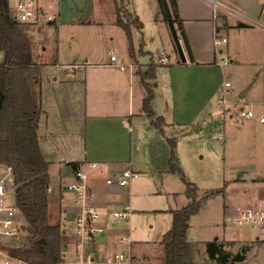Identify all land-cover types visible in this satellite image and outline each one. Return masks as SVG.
<instances>
[{"label":"rangeland","instance_id":"374dc122","mask_svg":"<svg viewBox=\"0 0 264 264\" xmlns=\"http://www.w3.org/2000/svg\"><path fill=\"white\" fill-rule=\"evenodd\" d=\"M74 1L77 4L75 13L77 14L79 10H82L83 12L79 11L77 16L84 20L109 21L113 16L114 7L118 3L126 8V21L132 22L134 19L130 11L142 14L146 21L144 49L149 53L139 54V49L136 48L137 55L141 62L158 64V78L155 81L158 87L155 86V93L159 96L158 101L161 105L164 108L168 107L164 131L156 126V128L153 127L151 123L147 122L148 120L142 118L144 119L141 121L143 127L138 129L135 126L133 136L129 134V136L123 137L124 148L127 150L124 163L119 164V166L122 169L131 168L141 174L139 178L133 179L127 186L119 187L116 190L121 195L122 202L131 207L129 225L125 226L124 223L120 225L128 228V236L131 238L133 246L131 252L135 258L133 264H165V250L162 245L163 235L172 228L173 212L190 202L186 194L187 185L184 177L197 186L198 197L203 200L199 212L190 221L188 231V238L199 243L194 255L195 262L214 264V262L208 261L205 254L201 253V247L204 245L206 251V243L217 238L228 243L227 246L230 247L231 251L234 249L237 251L236 247L239 246L234 245L233 241L223 240L229 237L227 234L229 231H244L245 236L250 234V238L256 239L255 236L260 234L257 227L238 230L229 222V217L234 214L237 208L263 203L261 199H264V181L258 178L249 179L250 175H255L251 173V168L264 163V140L259 141L256 146L250 136L261 132V128L263 129L264 126L258 123L247 124L240 118L239 107L249 108L248 103H246L249 97H240L245 88H242L239 82L235 84L238 89L234 97L237 99L235 102L238 105L232 106L231 118L227 116L228 114L221 116L220 113L225 106L218 104L219 93L215 92L209 95L208 92L212 85L202 84L203 79L210 76L207 70L197 65L191 68L170 70L180 55L175 50L176 44L162 0H85L84 5H82L84 0ZM166 2L173 16L178 11V3L184 7H195L207 16L213 15L206 7L207 3L204 0H176L177 7L175 8L172 0H166ZM259 3L263 8L261 17L257 20L264 22V0H259ZM242 12L249 17L254 16L249 11L243 10ZM214 23L223 27L219 35L230 37L231 34L228 33L225 26L229 24L231 27L240 28L238 24L241 22L235 16L225 15L215 21L213 19L210 25H214ZM35 27L36 29L32 31L35 40L34 53L37 63L44 67L41 72V78H44L41 89L46 95H52L54 92L55 76L59 78L58 82L66 85L65 90H63L66 94L69 89L67 87L68 82H63V80L70 78L67 73L74 71L72 63L84 62L82 50L92 51L93 61L99 63L111 61L110 53L116 56V62H125L122 60L123 43L116 41L117 36L110 43L101 42L100 34L97 35V28H89L91 31L88 35L85 31L80 34L75 31L70 34L64 33L61 41L58 42L56 35H54L55 26L41 24ZM182 33H184L193 55L192 46L184 28ZM234 34L233 32L231 36ZM204 37L202 40H198L201 46L209 41L207 37ZM183 40L182 44L186 47L185 39L183 38ZM212 42L214 46V35ZM140 44L141 42L137 43L136 46H140ZM44 47H46L45 50ZM225 47L226 43L220 48L224 50ZM59 48L63 52L61 57L57 54ZM162 53L168 56L170 63L162 64L160 62ZM57 57L61 63L68 65L55 66ZM78 71L81 74L80 78H83L86 70L79 68ZM90 75L92 74L90 73ZM256 87L257 85L253 87L250 94L256 91ZM36 88L39 89L38 86ZM164 95L167 97V101H165ZM72 97L73 94L65 101H74ZM226 104L230 106L233 103L227 102ZM170 106L171 110L169 111ZM183 107L187 111L182 110ZM175 119L179 122L176 123ZM79 136V140L82 141L81 134ZM157 138L159 139L158 143H156ZM111 139L107 142L111 143ZM103 142L105 143V141ZM120 143L119 139L113 140L112 144ZM83 145H85V140H83ZM72 158H81V154L77 153ZM172 165L175 166V170L172 169ZM58 168L56 165L50 167L53 187L50 192V223L73 219V212L64 211V201L61 195L62 180ZM86 168L88 169V167ZM256 177H260V175ZM238 178H243V180L238 181ZM98 179L100 178L92 181V186L94 184L97 190L98 184L95 182H100ZM105 179L106 177L103 179L106 183ZM210 193H214V195L211 196ZM96 194L97 192L94 190V195ZM121 234L123 231L119 232L117 237ZM26 236L27 232L23 229L19 236L20 241H24ZM262 237L260 235L258 239L243 243L240 246L249 245L251 247L248 252L249 264H264V246L259 251L255 249L259 244L264 243ZM246 238L248 239V237ZM99 241L102 242L100 239ZM71 242L73 239L69 237V244ZM69 244L65 249V258L70 259L73 246ZM118 247L123 248V245ZM204 259L206 262L203 261Z\"/></svg>","mask_w":264,"mask_h":264},{"label":"crops","instance_id":"0c3cea01","mask_svg":"<svg viewBox=\"0 0 264 264\" xmlns=\"http://www.w3.org/2000/svg\"><path fill=\"white\" fill-rule=\"evenodd\" d=\"M230 1L238 8L249 11L251 15H254L253 17L251 16L252 19L242 12L243 10L241 11L239 9L249 17H247L249 21L245 22L239 18H237V20L248 25V27L237 28L231 27L229 24L225 26L228 33L230 32L231 35L233 32L235 33L234 36H227L228 42L226 43V47L224 50L221 49L222 52L230 58V64L223 67L214 65L216 50L213 46L212 38L216 30L220 33L223 27L218 25V23L210 25V22L214 19L213 15L207 16L195 7H184L180 6L178 3V13L192 46L194 62H190L189 60L187 62H182L178 57L174 67H171L170 70L191 68L196 65L201 66L200 68L207 70L210 75L207 79H203L202 84L212 85L208 92L209 95L218 92L219 98L221 97L222 91L226 88L224 87L225 82L230 81L232 83V88H226V95L230 103L233 104L230 106L222 104L225 107L220 113L221 116L228 114L227 116L230 118L232 117V106L238 105L235 102L237 99L234 97L238 89L235 84H237V82L241 83L242 88L251 85L246 95L249 97L246 103H248L249 108L255 111L256 117L243 119V121L247 124L258 123L264 126V122L260 121L261 115H264V22L257 20V18L259 19L261 17L263 6L259 3V0ZM84 3L85 0L82 5H84ZM75 4L76 2L74 0L60 1V15L56 21L54 34L58 42L61 41L64 33L70 34L75 31L80 34L85 31L88 35L91 31L89 28H97V35L98 33L100 34L101 42L110 43L117 36L116 41L123 43L122 60L125 62L121 64L126 67L125 69H119V67L112 65L113 63L111 61L106 63L93 61L94 58L91 54L93 52L82 50L84 62L72 63L71 65H73L74 71L67 73L70 78L65 81L63 80V82H68L67 87L69 89L67 92L65 91L66 94L63 91L66 85L58 82L59 78L56 76L54 77L56 83H54V92L52 95L44 94L41 89L44 78H41L40 85H38L39 89H37V91L40 92L43 107L39 128L40 143L42 151L45 157L51 162V165H56L60 168H58V170H60L62 180L61 195L64 201L63 207L64 211L69 213L75 211L76 207L74 205V194L63 187V185L72 178L71 167L68 163L80 162L82 168L89 172L92 200L94 204L101 207V209L108 210L119 203H123L121 195L116 191L119 186L107 184V178L117 175L123 170L119 166V164L124 163L123 160L127 150L124 148L123 137L126 135L129 136V134L133 136L135 126L138 129L143 127L141 126V121L144 120L142 118L148 120L147 122L149 124L151 123L153 127L156 126L153 120L149 118L143 110L144 99L147 95V90L143 82V75L148 71L153 62H141L137 55L138 52L136 48L139 49V54L149 53L144 49L146 21L143 19L142 14L129 10L134 18H139L143 23V27L140 29L130 22L131 24H128L127 30L117 23V6L114 7L113 16H111L109 21H101L79 18L77 16L80 13L79 11H83L79 10L76 14L75 6H77V4ZM206 7L212 14V8L208 3ZM204 36L207 37L209 41H207L204 46H201L198 40H202ZM140 42V46H136V44ZM45 49L46 47H44V50ZM175 50L178 53L176 46ZM62 53L63 52L59 48L57 52L58 56L61 57ZM162 55L164 54L162 53L161 56ZM59 57H57V61L54 64L55 66L68 65L66 63H61ZM4 61L5 52L0 51V63ZM156 65V79L150 82L154 90L152 108L157 116L164 117L166 123L168 107L164 108L161 105L158 101L159 96L155 93V86L158 87V84H155L158 78V64ZM77 68L86 70L83 78H80L81 74ZM43 69L44 67L41 66V72ZM90 73L92 75H90ZM255 85H257L256 91L250 94ZM72 94L74 101H65V99L71 97ZM164 99L167 101L165 95ZM170 104L172 106L171 99ZM171 106L169 107V111L171 110ZM241 107L242 106L239 108ZM182 110L187 111L184 107ZM175 122L178 123L179 121L175 119ZM158 129L155 130L157 131ZM80 134L82 141L79 140ZM250 138L254 140L257 146L259 141L264 140V128H261V132L252 134ZM109 139L112 140L111 143L107 142ZM119 139L121 141L120 144H112L113 140ZM83 140H85V145H83ZM103 141H105V143ZM158 141L159 139L157 138L156 143H158ZM254 142H252V144H254ZM77 153L81 154V158H72L73 155ZM92 163H96L97 166L92 168ZM86 167H88V169ZM248 171L249 170H247V173H249ZM250 171L254 173L255 176L260 175V177H263L261 181H264V163L260 166H253ZM104 177H106V183L103 180ZM97 178H100L98 179L100 182H95V184H98V190L97 187L95 188L94 184L92 186V181ZM237 180L242 181L243 178H238ZM52 188L51 182L50 192ZM94 190L97 192L96 195H94ZM261 200L264 202V199ZM227 210H229V208H227ZM124 227L125 226L120 224H113L103 236L104 247L106 246V248L109 249V246L112 244L113 240L116 239L119 232L124 230L127 232L128 228ZM237 229L240 230L241 228ZM243 229L245 230V228H242V230ZM246 232L249 233L248 231ZM243 233L244 231H229L227 232L229 237L223 240L233 241L234 245L239 246L236 247L238 250L241 244L252 242L260 236L258 233V235L255 236L256 239H254L250 238V234L245 236ZM246 237H248V239ZM263 246L264 243L259 244L255 249L259 251ZM229 250L231 251V249ZM233 252H236V249H234ZM201 253L205 254L208 261L213 262L206 253L204 245L201 247ZM248 259L249 254L246 256L245 260L237 264H249ZM203 261H205V259Z\"/></svg>","mask_w":264,"mask_h":264},{"label":"trees","instance_id":"16d2710c","mask_svg":"<svg viewBox=\"0 0 264 264\" xmlns=\"http://www.w3.org/2000/svg\"><path fill=\"white\" fill-rule=\"evenodd\" d=\"M11 0H0V51L5 52V61L0 63V163L13 169L16 196L21 210L24 231L27 236L13 248V253L28 264H63L65 249L69 244L66 223L58 220L49 222L51 162L45 157L40 143V121L43 114L42 98L36 86L41 82V65L34 53L35 26L15 21L11 13ZM117 23L128 30L126 8L118 3ZM173 7H177L176 1ZM126 12V13H125ZM174 21L182 19L178 11ZM132 23L143 27L135 17ZM48 25H56L51 22ZM240 27L248 26L244 23ZM156 64L152 63L143 75L147 95L143 110L154 124L164 131V117L157 116L152 108L154 90L151 81L156 79ZM72 170L81 166L80 162L68 163ZM175 170V166L172 165ZM186 182V194L190 202L174 211L172 228L163 235L165 264H197L194 262L199 243L188 238L190 221L202 207L197 186ZM209 195H214L210 193ZM207 198V197H206ZM217 239L206 243V253L215 264H237L245 260L251 247H240L235 253Z\"/></svg>","mask_w":264,"mask_h":264},{"label":"built area","instance_id":"2783aa9c","mask_svg":"<svg viewBox=\"0 0 264 264\" xmlns=\"http://www.w3.org/2000/svg\"><path fill=\"white\" fill-rule=\"evenodd\" d=\"M61 0H11V13L15 21L19 23L39 26L56 22L60 15ZM212 8L213 18L216 20L224 15L235 16L245 22L249 17L242 13L230 0H205ZM248 17V18H247ZM228 42V38L219 35L216 30L214 35V47L216 59L214 65L223 67L230 64L231 60L222 53L221 46ZM112 65L125 69V65L116 62V56L110 53ZM162 64L170 63L167 56L160 57ZM224 87L231 89L232 83L226 81ZM226 88L218 99L219 105L230 102L226 95ZM241 119L256 117L251 108L242 106L239 108ZM260 121L264 122V115ZM96 163L91 167L95 168ZM71 180L63 187L74 194L73 219L66 220V230L73 242L72 257L65 258L63 264H133L135 258L131 252L132 241L128 233L113 240L109 249L103 245V236L113 224L124 223L129 225L131 207L127 203H119L115 207L103 210L94 204L90 192V174L80 166L71 169ZM141 174L131 168L123 169L119 174L107 178L108 185L119 187L127 186L133 179ZM16 184L13 169L10 165L0 163V264H28L13 253V248L20 242L19 236L24 229L21 210L18 207L16 196ZM229 222L237 228L257 227L264 238V202L237 208L229 217ZM125 228V227H124ZM99 239L102 241L100 242ZM17 240V244L12 242ZM69 244V245H70ZM123 245V248L118 246Z\"/></svg>","mask_w":264,"mask_h":264},{"label":"water","instance_id":"95a60500","mask_svg":"<svg viewBox=\"0 0 264 264\" xmlns=\"http://www.w3.org/2000/svg\"><path fill=\"white\" fill-rule=\"evenodd\" d=\"M172 1L175 2L176 0H172ZM162 3H163V7H164V10H165V13H166L167 20L169 22V26H170V29H171L175 44H176L177 51L179 52V55H180V60L182 62H187L188 60L190 62H194V57H193V55H192V53L190 51V48L188 47V44H187V41H186V37H185L184 33H182L179 30L180 29V25L177 24L174 21V16L172 15L166 0H162ZM183 38L185 39L186 47H184L183 44H182ZM250 87H251V85L246 87L241 92V94H240L241 98H245L246 97L248 91L250 90ZM256 178H258L259 180H263V177H256L255 175H250L249 176V179H251V180L256 179ZM12 244L16 245L17 244V240H14L12 242Z\"/></svg>","mask_w":264,"mask_h":264}]
</instances>
